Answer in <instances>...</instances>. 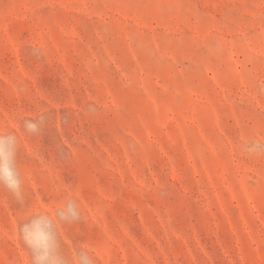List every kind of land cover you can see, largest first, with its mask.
<instances>
[{
    "label": "rangeland",
    "instance_id": "obj_1",
    "mask_svg": "<svg viewBox=\"0 0 264 264\" xmlns=\"http://www.w3.org/2000/svg\"><path fill=\"white\" fill-rule=\"evenodd\" d=\"M0 264H264V0H0Z\"/></svg>",
    "mask_w": 264,
    "mask_h": 264
}]
</instances>
